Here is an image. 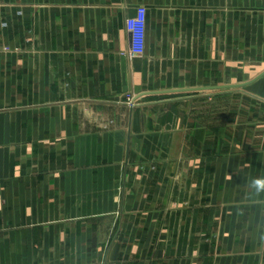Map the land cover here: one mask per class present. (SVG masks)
Segmentation results:
<instances>
[{
  "label": "crops",
  "instance_id": "crops-1",
  "mask_svg": "<svg viewBox=\"0 0 264 264\" xmlns=\"http://www.w3.org/2000/svg\"><path fill=\"white\" fill-rule=\"evenodd\" d=\"M237 2L264 0H0V264H264V69L221 82L264 4Z\"/></svg>",
  "mask_w": 264,
  "mask_h": 264
},
{
  "label": "rangeland",
  "instance_id": "rangeland-1",
  "mask_svg": "<svg viewBox=\"0 0 264 264\" xmlns=\"http://www.w3.org/2000/svg\"><path fill=\"white\" fill-rule=\"evenodd\" d=\"M245 1H249V0H245ZM253 4H264L263 3H258V2H243V3H238L237 2V7H241V8H248L251 6H253ZM260 8H252L250 9H242V10H237V15H240L242 17V20H237V25L241 22L244 23V15L248 14V15H259L260 13ZM243 30V29H242ZM240 28H237V33L235 35V42H236V50H235V56L237 58H241L242 62H245L244 65H237V67H235L234 72H231L230 69V77L225 76L223 77V80H221V82H231V78H233L235 83H240L246 80H250L253 77H255L256 75H258V73L264 69V50H244L243 49V44H247V43H264V35L262 34V36L260 34H245L244 33V29L242 31ZM3 52H15V53H19L20 50L18 48L11 50L8 47H3L2 48ZM179 68V65L176 67ZM184 72H186L185 68H181L178 72L174 73L172 76V80L174 81V85H182L184 83H188L190 80H188V78L185 77ZM222 75V74H221ZM191 78V76L189 77V79ZM180 87H187V85L184 86H180Z\"/></svg>",
  "mask_w": 264,
  "mask_h": 264
},
{
  "label": "built area",
  "instance_id": "built-area-1",
  "mask_svg": "<svg viewBox=\"0 0 264 264\" xmlns=\"http://www.w3.org/2000/svg\"><path fill=\"white\" fill-rule=\"evenodd\" d=\"M145 16L146 9L144 7H139L135 18L128 22L130 43L127 55L130 58L139 57L144 52Z\"/></svg>",
  "mask_w": 264,
  "mask_h": 264
},
{
  "label": "clouds",
  "instance_id": "clouds-1",
  "mask_svg": "<svg viewBox=\"0 0 264 264\" xmlns=\"http://www.w3.org/2000/svg\"><path fill=\"white\" fill-rule=\"evenodd\" d=\"M250 187L254 190L257 195L264 193V177L253 179L250 182Z\"/></svg>",
  "mask_w": 264,
  "mask_h": 264
},
{
  "label": "water",
  "instance_id": "water-1",
  "mask_svg": "<svg viewBox=\"0 0 264 264\" xmlns=\"http://www.w3.org/2000/svg\"><path fill=\"white\" fill-rule=\"evenodd\" d=\"M263 74H264V72H263L262 74L258 75V76H257L256 78H254L252 81L248 82L247 84H250V83L254 82L256 79L260 78Z\"/></svg>",
  "mask_w": 264,
  "mask_h": 264
}]
</instances>
